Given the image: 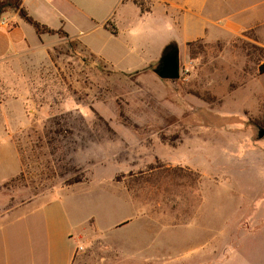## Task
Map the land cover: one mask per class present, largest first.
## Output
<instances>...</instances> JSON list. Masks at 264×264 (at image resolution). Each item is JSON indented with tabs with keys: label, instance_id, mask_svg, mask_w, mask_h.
Wrapping results in <instances>:
<instances>
[{
	"label": "rangeland",
	"instance_id": "rangeland-1",
	"mask_svg": "<svg viewBox=\"0 0 264 264\" xmlns=\"http://www.w3.org/2000/svg\"><path fill=\"white\" fill-rule=\"evenodd\" d=\"M48 1L27 10L72 39L0 78L33 125L14 136L0 224L36 200L0 233V264H64L72 249L71 264H264V26L233 38L231 0L202 32L122 0ZM169 37L176 81L155 73ZM16 110L8 127L24 129ZM9 154L0 129V178L16 173Z\"/></svg>",
	"mask_w": 264,
	"mask_h": 264
},
{
	"label": "crops",
	"instance_id": "crops-1",
	"mask_svg": "<svg viewBox=\"0 0 264 264\" xmlns=\"http://www.w3.org/2000/svg\"><path fill=\"white\" fill-rule=\"evenodd\" d=\"M217 1L218 0H122V4H134V6H136L140 11V19L143 17L152 16L156 12H160L165 17L169 18L172 25H181L182 21L181 29H183L185 32L188 31L189 26L188 16H194L200 22V26L196 25V31L202 32L203 30L205 31L204 13L206 10H208V16L215 17V10L219 9L220 7V5H217ZM250 1H253L255 5L248 7L247 4ZM211 2H215L213 6H209ZM52 3V0L48 1L49 5ZM262 5L264 6V0H231V20H228L226 28L227 32H231V36L233 38H236L244 32L259 29L264 26V11L257 10L258 8H261ZM23 6L26 10L28 9L26 0H23ZM28 13L30 15H33L30 11H28ZM179 16L182 19H177V17ZM34 17L38 22L40 21V23L42 22L47 24L45 21L37 18L36 16ZM2 20H4V23L0 24V78L3 80L5 79V81L7 82L12 78L11 74L13 65L15 66V64H17L16 66H20L21 64L25 63H30L33 66L37 65L34 62V57L36 56L37 52H43V56L46 57V60L48 61V57H51L50 50L59 43V38H57L58 35H43L39 37L33 29L35 32L34 35V33L28 27L30 25L25 23L16 13L6 14L3 16ZM175 21H177V23ZM110 30H115V34L113 35H118L115 27L112 26ZM129 32H132L131 37L134 40H141L143 38V35L135 30V27H132ZM201 35H198L197 38L191 39V41L188 40L189 42L187 43H190L194 40H203V36ZM69 38L72 39L70 35ZM80 42L85 45L84 42ZM170 45H178L177 40L174 37H169L164 40L163 49ZM42 63L43 62H41L40 64ZM2 91L6 93V90ZM13 107L17 109L16 116L19 117V119H23L22 121H24L25 124L24 129L20 127L11 129L8 127L12 121L13 116L15 115L13 114ZM38 122L42 125L41 121ZM31 126H33L31 120L27 117L25 108L23 107L20 100L12 101L9 98H0V129L4 130V132L7 134V139L13 144L14 150L13 155L9 154L8 157H5V155H3L2 158L3 161L6 160V168L9 170H11L10 165L12 164V162H15L17 164L16 173L11 174L9 172L8 175L1 174L0 194L5 191V189L3 188L5 184L13 180V178L17 177L21 173V159L19 151L15 145L14 136L17 132L24 131ZM0 173L7 174L5 170V162H0ZM1 188L3 191H1ZM35 201L36 200H32L31 203H29L27 206L19 208L18 215L12 220L0 224V233H2L7 227H11L19 220H21L23 217L21 213L25 215L29 214L30 211L28 209H32L34 205H36L34 204ZM4 210L5 209L3 208V218L8 215H4ZM7 211H10V209ZM73 254L74 249L68 251L64 264H71ZM51 255L54 256L53 253H51ZM54 262L55 260L51 261L50 264H54Z\"/></svg>",
	"mask_w": 264,
	"mask_h": 264
},
{
	"label": "trees",
	"instance_id": "trees-1",
	"mask_svg": "<svg viewBox=\"0 0 264 264\" xmlns=\"http://www.w3.org/2000/svg\"><path fill=\"white\" fill-rule=\"evenodd\" d=\"M9 13H16L27 24H29L41 37L43 35L55 36L58 35L62 38L70 39L69 35L63 30H53L46 25L41 24L35 20L23 6V0H0V20L3 16ZM176 48L174 45H170L165 48L163 56L171 52V49ZM170 49V50H169ZM260 73L264 74V65L260 68ZM80 183L77 181L76 184Z\"/></svg>",
	"mask_w": 264,
	"mask_h": 264
},
{
	"label": "water",
	"instance_id": "water-1",
	"mask_svg": "<svg viewBox=\"0 0 264 264\" xmlns=\"http://www.w3.org/2000/svg\"><path fill=\"white\" fill-rule=\"evenodd\" d=\"M155 73L162 80L176 81L180 79L181 71H180L179 52L177 48L162 57L160 61V65L158 69L155 71ZM256 138L258 140H262L264 138V129L260 127L257 128Z\"/></svg>",
	"mask_w": 264,
	"mask_h": 264
},
{
	"label": "built area",
	"instance_id": "built-area-1",
	"mask_svg": "<svg viewBox=\"0 0 264 264\" xmlns=\"http://www.w3.org/2000/svg\"><path fill=\"white\" fill-rule=\"evenodd\" d=\"M4 23V21L3 20H0V24H3Z\"/></svg>",
	"mask_w": 264,
	"mask_h": 264
}]
</instances>
